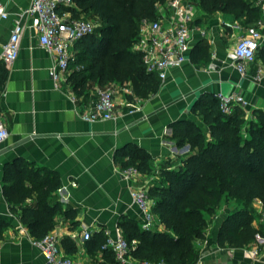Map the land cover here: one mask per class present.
Wrapping results in <instances>:
<instances>
[{
    "label": "crops",
    "instance_id": "obj_1",
    "mask_svg": "<svg viewBox=\"0 0 264 264\" xmlns=\"http://www.w3.org/2000/svg\"><path fill=\"white\" fill-rule=\"evenodd\" d=\"M0 1L9 13L8 18L0 21V119L9 131L0 145L5 150L0 154V218L9 224L0 240V264L46 262L21 220L23 206L35 205L37 193L24 203L8 201L4 196V165L18 156L34 167L49 168L59 174L58 187L50 199L58 201L61 209L50 232L58 234L61 252L76 264H118L117 258L116 262L107 259L103 248L106 240L103 241L108 231L114 234L117 227L122 229L119 220L123 216L142 225L144 214L132 189L139 185L150 188L159 180L162 168L178 166L190 150L189 144L178 147L171 124L186 119L204 127L203 117L193 107L207 92L244 96L247 103L239 106L249 118L254 110H264V77H254L261 59L242 76L231 55L238 37L262 16V10L257 6L255 16L244 13L236 17L223 11L209 12L199 0H191L196 4V19L187 60L172 68L157 89L147 93L139 92L132 81L108 84L118 90L117 117L89 121L83 114L96 103L100 84L89 79L81 92L75 90L70 76L78 66L74 64L76 59L72 60L71 70L55 80L51 74L54 56L40 46L36 33L28 27V19L22 17L31 0ZM18 20L26 24V29L19 56L8 63L4 44ZM72 52L77 57L74 47ZM125 87L133 94L126 92ZM131 143L149 152L153 170H139L140 174L130 180L124 176L126 168L116 158V152ZM26 185H30L29 180ZM255 206L262 208V201L257 198ZM221 224L222 221L214 235L207 232L206 239L196 241L201 248L198 264H262L263 256L253 259L244 250L253 245L241 249L221 247ZM85 227L92 232L90 240L84 238ZM151 229L164 230L157 215Z\"/></svg>",
    "mask_w": 264,
    "mask_h": 264
},
{
    "label": "trees",
    "instance_id": "obj_2",
    "mask_svg": "<svg viewBox=\"0 0 264 264\" xmlns=\"http://www.w3.org/2000/svg\"><path fill=\"white\" fill-rule=\"evenodd\" d=\"M171 0H75L76 16L91 14L99 25L95 31L75 43L78 66L70 78L81 92L92 79L102 86L112 82L132 81L137 90L147 93L157 89L156 75L147 72L142 54L133 49L142 20L157 18L158 8ZM209 12L223 11L236 17L255 16L257 0H199ZM196 59V56L193 55ZM264 64V44L257 52ZM194 111L205 126L181 119L173 122V138L178 147L190 150L178 166L162 168L160 178L150 188L153 212L164 230L145 229L136 220L121 217L119 225L132 242V253L140 259L164 260L168 264H197L200 249L196 241L207 238L209 221L225 199L235 201L222 221L218 243L221 247H249L264 226L254 225L253 203L258 198L264 207V110H245L235 106L231 113L221 109L217 94L204 93L195 102ZM123 167L151 172L152 157L144 148L131 143L117 150ZM30 185H26V181ZM3 192L8 201L24 203L37 193L35 205H24L21 220L34 240L46 236L55 226L54 218L61 204L50 197L58 187L59 174L49 168L34 167L24 157H15L4 165ZM8 222L0 218V240ZM92 238V237H91ZM90 240V239H89ZM106 237L104 236L105 242ZM107 259L116 262L115 253L106 249Z\"/></svg>",
    "mask_w": 264,
    "mask_h": 264
},
{
    "label": "built area",
    "instance_id": "obj_3",
    "mask_svg": "<svg viewBox=\"0 0 264 264\" xmlns=\"http://www.w3.org/2000/svg\"><path fill=\"white\" fill-rule=\"evenodd\" d=\"M257 6L262 10V16L252 25L246 28V32L240 35L232 51V58L236 70L246 76L250 67L258 62L257 52L264 44V0H257ZM77 6L75 0H31L30 6L24 11L22 17H26L30 27L38 38L40 46L48 50L55 58V65L51 74L55 80H60L63 75L71 70L74 59L73 47L81 38L95 31L97 24L82 16H76ZM157 18L142 20L139 28V36L133 45V49L142 54L147 72L156 75L161 81L168 77L172 68L180 67L187 60L190 48L193 23L196 19L195 6L184 0H171L158 8ZM9 17V13L0 1V21ZM241 29L239 25H235ZM26 24L18 20L14 25L8 41L4 44V58L8 63L17 59L20 52V43ZM255 79L264 77V64L258 63ZM126 92L133 94L128 87ZM117 87L105 85L97 87V101L83 114L89 121H106L117 117ZM221 109L231 113L235 106H245L247 100L240 94L218 93ZM73 98L76 100V96ZM9 136V131L0 119V145ZM125 178L134 179L140 174L138 168L132 166L123 172ZM135 202L140 206L144 218L142 226L151 229L154 225L155 214L153 212L154 201L149 194V186L139 185L132 189ZM260 225L264 226V207L257 217ZM84 238L91 239L92 232L88 227L83 230ZM104 249L112 250L118 264H168L164 260L151 261L140 259L133 255L132 248L136 240L129 242L121 228L116 232H107ZM260 245L244 249L253 259L262 257L264 264V235L258 234ZM59 236L49 232L40 240H35L45 256V264H76L69 256L63 254L59 248Z\"/></svg>",
    "mask_w": 264,
    "mask_h": 264
},
{
    "label": "rangeland",
    "instance_id": "obj_4",
    "mask_svg": "<svg viewBox=\"0 0 264 264\" xmlns=\"http://www.w3.org/2000/svg\"><path fill=\"white\" fill-rule=\"evenodd\" d=\"M184 1L185 2H189V3L194 5V3L191 0H184ZM81 16L84 17V18H87V19H90V20L94 21L97 24V26L99 25V21H98L96 16H93L91 14H84V13L81 14ZM75 59H76V57L74 55V59L73 60H75ZM235 207H237V204L235 203V201L230 200V199H225L220 204V206L217 208L216 214L209 221L207 232L211 233V235L212 234L214 235V233L216 232V229H217L218 225L220 224V222L223 221L224 218L228 215V213ZM252 208H253V212H254V214L256 216L260 213V211L262 209V208H258V207L255 206V201L253 203V207ZM253 223L257 227H262V225H260V223L258 222L257 218L254 220ZM252 245H254V246L260 245L259 239L256 238V240L253 242ZM198 248L200 249V253H201V248L199 246H198Z\"/></svg>",
    "mask_w": 264,
    "mask_h": 264
},
{
    "label": "water",
    "instance_id": "obj_5",
    "mask_svg": "<svg viewBox=\"0 0 264 264\" xmlns=\"http://www.w3.org/2000/svg\"><path fill=\"white\" fill-rule=\"evenodd\" d=\"M4 151H5V150H3V149H0V154H2Z\"/></svg>",
    "mask_w": 264,
    "mask_h": 264
}]
</instances>
